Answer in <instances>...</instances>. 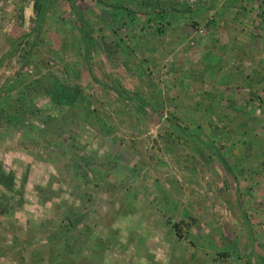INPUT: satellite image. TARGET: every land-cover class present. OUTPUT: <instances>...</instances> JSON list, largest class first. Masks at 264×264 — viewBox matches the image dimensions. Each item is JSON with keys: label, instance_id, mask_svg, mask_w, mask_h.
Segmentation results:
<instances>
[{"label": "rangeland", "instance_id": "1", "mask_svg": "<svg viewBox=\"0 0 264 264\" xmlns=\"http://www.w3.org/2000/svg\"><path fill=\"white\" fill-rule=\"evenodd\" d=\"M171 1L169 20L177 30L165 34L159 25L143 24L152 0H127L122 12L115 1L85 0L92 42L86 55L65 0L49 1L37 30L30 0H0V98L7 104L5 97L25 91L40 110L16 112L9 124L0 112V166L12 173L14 189H22L27 203L0 217V264H88L84 258L97 252L102 264H148L146 255L155 264L188 263L190 253L168 227L179 219L193 236L209 232L219 247L222 236L234 238L238 254L264 255V68L253 66L255 56L244 63L237 52L243 53V43L234 39L243 38V5L235 0L227 12L212 0ZM224 26L230 39L219 40L221 52L206 46V57L193 31L214 43ZM141 67L149 68L148 78L137 73ZM54 81L77 92L73 108L49 104L45 90ZM126 93L160 101L162 119L148 108L139 115ZM166 118L183 128L195 123L226 143L222 152L239 198L247 201L242 206L251 240L232 179L215 152L199 145L193 150L187 137L170 142Z\"/></svg>", "mask_w": 264, "mask_h": 264}, {"label": "trees", "instance_id": "2", "mask_svg": "<svg viewBox=\"0 0 264 264\" xmlns=\"http://www.w3.org/2000/svg\"><path fill=\"white\" fill-rule=\"evenodd\" d=\"M32 10L35 14V20H34V26L32 30L39 29L40 23H43L46 17V11L48 8V3L50 0H30ZM67 4L69 5L70 11L74 14V17L79 23L77 32L79 34L80 41L83 44V51L86 55L89 54V49L92 45L91 38L88 35L91 27L88 26L87 22L85 21V16L83 14V11L86 10V6L83 4L85 0H65ZM93 1L95 4L100 3L101 0H90ZM240 3H243L244 0H239ZM250 1V0H247ZM80 3L81 8L79 9L76 5V3ZM117 2V0H115ZM152 10L148 11L145 18H144V25L145 28L151 29L154 24H151L152 22V16H155L157 18L162 17L160 14L164 13L166 11H169V6L166 7V5H163L164 3L159 2V0H152ZM150 3V2H149ZM148 2L146 3L148 7H150V4ZM154 6V7H153ZM109 7V6H108ZM243 7V6H242ZM110 8V7H109ZM118 9L122 8L121 6L116 7ZM168 9V10H167ZM125 11L124 8L120 9V12ZM121 14V13H120ZM114 18H120L118 15L114 13ZM117 21V20H116ZM115 24V23H114ZM116 26L117 23L115 24ZM110 31V30H109ZM112 31V30H111ZM211 31V30H210ZM111 34L114 36V32H111ZM86 35V40L84 39ZM14 44V42H13ZM12 44V45H13ZM117 47L118 45L121 47V42L119 40L115 41L114 43ZM124 49H127L126 46H122ZM125 50H123L124 52ZM125 53V52H124ZM1 63V61H0ZM139 75H143L144 77H149V68H140V70L137 72ZM103 86V85H102ZM112 89V87H111ZM47 95H45L49 101L50 105L55 106L56 108H73L75 104V96L77 92L75 90H69L61 84H57L56 81L53 83H50V87L45 90ZM114 91V89H113ZM27 92L25 91H18L15 96H7L5 99L7 100V104H5V101H3L2 98H0V112L3 111V119L7 124L16 121V112L19 114H32L34 111L39 109L35 108L32 99L28 97ZM124 96V100L131 102L134 101V110L137 111L139 115L144 114L146 112L144 108H148L150 112L154 113L159 119H162V105L160 101L157 99H154L153 97H150L149 99H142L139 97L138 93H134L131 95ZM41 95V96H40ZM39 96L42 97L43 94H40ZM128 96V97H127ZM120 97H123L120 95ZM126 97V98H125ZM212 97L207 94L206 99H211ZM13 109L14 111L9 110V108ZM12 112V113H11ZM74 113H72L73 115ZM241 115H243V112H241ZM1 117V115H0ZM176 119V118H175ZM175 119L166 118V120L169 122V127L171 129L170 133H168L169 137L173 136V140H169L170 142L176 140H179L181 137H187L191 143L190 146L193 150H197V145L200 146V149L205 150H212L215 153L213 154L216 156L215 158L218 160V163L221 164L222 168L225 172L228 173L230 178L233 182V188L231 190L232 195L235 197L234 200L238 203L237 207H239V213L240 217L243 219V225L248 233V241L250 239L251 231H249V221L246 218V213L243 212V202H247L246 200H243L242 198H239L238 194L240 193L237 187V181L235 176L231 173L230 166H228L227 160H225V155L222 150L226 148V143H221L223 141L222 138H220L219 135L213 136L212 134H207L202 131H200L199 126L195 123L190 124L187 123L188 127H181ZM104 133L111 132V129L102 130ZM234 133H243V132H237L236 130ZM244 136V135H243ZM225 137V135H224ZM223 137V138H224ZM243 138V137H242ZM242 143L243 140H238L237 144ZM236 144V145H237ZM189 146V147H190ZM260 148L259 145L255 146ZM261 156L264 158V151L259 150ZM198 155H201V151L198 150ZM69 153H71L69 151ZM213 156V157H214ZM87 161H84L85 166H87ZM235 164V163H234ZM236 166V164H235ZM246 169V168H245ZM247 170V169H246ZM245 170V171H246ZM239 173H243L242 168L240 169ZM262 174H264V170L261 171ZM256 174L260 175L259 172H255L253 176L256 177ZM245 175V173H243ZM23 179L25 176H22ZM14 178L10 171H4L3 168L0 166V217L7 215L10 212H14L16 208L23 209V207L27 204L26 200L23 197L22 189H14ZM184 216H187V211H183L182 213ZM182 215V216H183ZM186 218V217H185ZM187 219V218H186ZM170 229V232L175 234L177 239L179 241L183 242L182 250L184 252L191 255L190 260L188 263L184 262L182 258L183 264H233L232 262H235V260H242L243 264H263L264 263V255H259L257 253H252L250 250L248 252H245L243 254H238L237 248H236V240L232 238L230 241H226L225 238L222 236L220 238V247L217 246L214 242L210 240L209 232L205 234V236H193L190 231V224L186 222L184 219H179L178 221H171L170 225L168 226ZM173 229V230H172ZM221 231V230H220ZM59 232L54 237H61ZM108 234H111L110 232ZM80 247V245H79ZM71 249L78 250L79 248L74 245V242L71 244ZM143 253H147L146 251H142ZM148 254V253H147ZM185 255V257H186ZM234 256V259L232 256ZM253 256L255 258V262L251 263L249 260V257ZM184 257V258H185ZM102 255L101 253H92L88 258H84V260L88 261V264H102ZM146 258L149 259L148 264H155L151 260L150 255H146ZM180 261V260H179ZM72 264L71 262L68 263V261L63 260H54L52 264ZM234 263V264H235ZM84 264V263H83Z\"/></svg>", "mask_w": 264, "mask_h": 264}, {"label": "crops", "instance_id": "3", "mask_svg": "<svg viewBox=\"0 0 264 264\" xmlns=\"http://www.w3.org/2000/svg\"><path fill=\"white\" fill-rule=\"evenodd\" d=\"M110 1L114 2L115 0H110ZM162 1H164V0H162ZM162 1H159L160 4L164 3L163 5H166V7L169 6V11L161 13L160 15L162 17H160V18L152 16V18L156 19V22L155 23L151 22V24H155L154 27H158V25H159L161 30H165V34H168L169 30L173 31V26H174V30H177V25L176 26L173 25L174 22H172V20L171 21L169 20V17H170L169 15L171 13L173 14L175 6L172 4L171 0H169L168 2H162ZM212 1H213L212 3H214V4L216 3L213 6L216 10H217V7H220V6H218L220 4V2H222V4L224 5L223 6L224 7L223 10H227V12L231 11L232 5H234V2H235V0H212ZM126 2H127V0H117L116 3H119L120 6L123 7V4L126 3ZM101 3H102L101 5H103L104 0H101ZM241 5H243V19H242V22L240 24L244 25L243 26V38L239 37V38H234V39H236L240 43H243V53H241V51H237V52H239L240 55L243 56V59H246V60H243L244 63H247L248 61L251 62V60H249L248 58H250L251 56H253V57L255 56L256 59L254 61H252V62H254L253 66L255 68H264V65H262L261 67L258 66V65H260V63H264V4H262V6H260L261 4H259V1H256V0H250V1L244 0L243 3H241ZM254 7H256V8H254ZM260 7H261L260 10L263 11L262 14H261V11L259 10ZM148 9L152 10V7H148ZM124 10H125V8H124ZM117 12L119 13V11H117ZM261 15H262V19L259 17ZM162 22L164 24H162ZM161 30H159V32H161ZM194 31H193V35H192V37L195 35L194 43L195 42H200L202 44L201 50H202V52H205V56L206 57H209V55H210L208 53V49L206 48V46L209 47L210 50H211V46L212 45H213L212 46L213 49H215V48H218V49L219 48H224V43H221L219 46L217 45V44H219V40H225L226 41L228 38L230 39V37H228V38H227V36L224 37L225 35L222 34V33H224L226 31L225 30V26L222 27L220 31H218V29H217V31H215V34H217L216 35L217 36V41H215L214 43H211L212 39L209 38L210 35L208 36V38H206L207 42H205V40L201 41L202 38H203V37H201L202 35H198L199 38L201 37L200 40H199L197 35L194 33ZM219 34H222V36L219 37ZM182 35L183 34L181 33L180 35L178 34L177 36L179 38H182ZM240 38H242V39H240ZM135 41H138V40H135ZM140 42H142V41H140ZM209 43H211V44H209ZM234 45L235 44L233 43V46ZM238 45L239 44L236 43V46H238ZM131 47H133V44H130V48ZM226 48H228L227 45H226ZM216 52H217L216 55L211 53L212 56L215 58V60H216V56L220 55L219 53L221 52V50H220V52H218V51H216ZM137 54H138V50H137ZM143 54H145V52H143ZM214 58H212L210 56L209 59H214ZM262 72L264 73V69H263Z\"/></svg>", "mask_w": 264, "mask_h": 264}, {"label": "built area", "instance_id": "4", "mask_svg": "<svg viewBox=\"0 0 264 264\" xmlns=\"http://www.w3.org/2000/svg\"><path fill=\"white\" fill-rule=\"evenodd\" d=\"M188 1V0H187ZM190 1H193V0H190ZM188 3H189V1H188Z\"/></svg>", "mask_w": 264, "mask_h": 264}]
</instances>
